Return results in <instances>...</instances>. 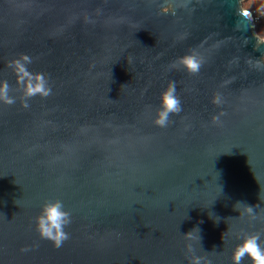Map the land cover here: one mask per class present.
Instances as JSON below:
<instances>
[{
    "label": "water",
    "instance_id": "1",
    "mask_svg": "<svg viewBox=\"0 0 264 264\" xmlns=\"http://www.w3.org/2000/svg\"><path fill=\"white\" fill-rule=\"evenodd\" d=\"M241 1L0 0V264H189V243L232 264L241 234L264 244V39ZM24 55L52 89L27 108ZM172 81L182 111L160 127ZM50 199L71 213L59 248L35 230Z\"/></svg>",
    "mask_w": 264,
    "mask_h": 264
},
{
    "label": "clouds",
    "instance_id": "2",
    "mask_svg": "<svg viewBox=\"0 0 264 264\" xmlns=\"http://www.w3.org/2000/svg\"><path fill=\"white\" fill-rule=\"evenodd\" d=\"M30 62L31 58L24 55L13 61L10 65L16 74L17 83L21 87L24 96L23 106L25 108L29 106L28 100L31 97L37 95L46 97L50 95L52 91L44 73H32L28 70L27 65ZM178 63L189 73H196L199 71L201 61L195 55H185L179 58ZM212 102L221 104V96L217 94L213 97ZM0 103H15V97L10 95L7 81H0ZM181 111V101L176 95V83L172 81L160 92L159 108L155 113L153 122L157 126L166 127L169 124L170 116L172 114H178ZM220 115H222V113ZM220 115L213 116V121L219 122ZM217 176L218 173H216V178ZM219 188L221 191V186H219ZM237 202L244 205L246 214L252 220L257 219L256 211L252 205H248L242 201ZM209 217L212 219L215 217L216 219L213 220L216 222L220 220L219 216H215L213 213H211ZM34 223L38 236L41 239L50 241L54 247L59 248L62 246L63 242L69 238V233L65 229L71 223V213L65 209L61 200H46L40 205ZM183 235L189 241H198L202 248L199 227H193L191 230L184 232ZM186 247L187 252L190 254L188 257L189 264H211L205 257L195 253V249L191 243ZM245 258H247L249 264H264V244L260 242L259 233H243L238 237V242L232 248L230 259L232 264H241L242 260Z\"/></svg>",
    "mask_w": 264,
    "mask_h": 264
},
{
    "label": "rangeland",
    "instance_id": "3",
    "mask_svg": "<svg viewBox=\"0 0 264 264\" xmlns=\"http://www.w3.org/2000/svg\"><path fill=\"white\" fill-rule=\"evenodd\" d=\"M241 7L249 15H252V19L254 20V33L260 39H264V0H242ZM255 15H257L259 19L255 17Z\"/></svg>",
    "mask_w": 264,
    "mask_h": 264
},
{
    "label": "built area",
    "instance_id": "4",
    "mask_svg": "<svg viewBox=\"0 0 264 264\" xmlns=\"http://www.w3.org/2000/svg\"><path fill=\"white\" fill-rule=\"evenodd\" d=\"M250 17H251V19H252V15L250 14ZM255 19H257V18H255ZM252 21L254 22V20L252 19Z\"/></svg>",
    "mask_w": 264,
    "mask_h": 264
},
{
    "label": "trees",
    "instance_id": "5",
    "mask_svg": "<svg viewBox=\"0 0 264 264\" xmlns=\"http://www.w3.org/2000/svg\"><path fill=\"white\" fill-rule=\"evenodd\" d=\"M255 17H257V15H255ZM257 18L259 19V17H257ZM258 19H257V20H258Z\"/></svg>",
    "mask_w": 264,
    "mask_h": 264
}]
</instances>
